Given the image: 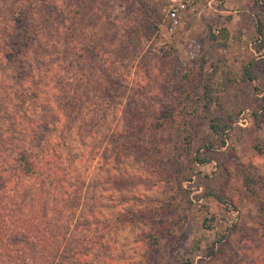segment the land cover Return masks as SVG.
Returning <instances> with one entry per match:
<instances>
[{
    "label": "rangeland",
    "instance_id": "obj_1",
    "mask_svg": "<svg viewBox=\"0 0 264 264\" xmlns=\"http://www.w3.org/2000/svg\"><path fill=\"white\" fill-rule=\"evenodd\" d=\"M256 1L198 0L171 31L165 8L173 0H45L28 58L37 68L44 63V97L60 106L63 122L70 118L63 107L72 100L68 78L87 106L72 130L56 133L54 166L69 169L71 183L82 187L93 238H104L77 263L250 261L249 249L264 236V48L256 26L264 2ZM7 25L0 19V87L10 90L13 71L1 51L17 32ZM250 61L258 79L242 83ZM228 115L235 122L221 139L213 119ZM86 118L102 122L84 134ZM247 177L257 180L255 192ZM220 235H228L223 245ZM208 245L215 256L204 252Z\"/></svg>",
    "mask_w": 264,
    "mask_h": 264
},
{
    "label": "trees",
    "instance_id": "obj_2",
    "mask_svg": "<svg viewBox=\"0 0 264 264\" xmlns=\"http://www.w3.org/2000/svg\"><path fill=\"white\" fill-rule=\"evenodd\" d=\"M260 1L264 2L258 0L256 3ZM42 6L45 7V0H0V19H5L7 26L11 25L10 32H17L15 39L11 36L12 40L1 51L3 62L9 65V71H13V80L10 90L0 87V109L5 101L8 107L7 115L0 119V264H80L77 259H85L89 255L90 243L102 246L104 239L101 237L96 241L93 238L90 221L82 212L85 198L82 187L77 188V185L71 183L69 169L60 172L54 166L59 141L55 140L56 133L60 128L63 131L72 130L87 106L81 98H77L76 90L71 87V77L67 79L66 85L69 87L66 91L70 93L73 103L69 100L63 106L65 116L67 114L70 117L65 122L59 115L60 106L49 103L47 97H44L41 78L45 65L37 62V68L28 58L29 51L38 43V19L43 11ZM2 7L9 9L7 16L2 12ZM17 22L20 27L16 31L14 24ZM256 26L260 50L264 48V16L258 17ZM62 29L69 32L68 27ZM147 37L142 35L139 41ZM211 37L214 42L224 45L221 36ZM5 69L0 70L3 73ZM239 79L247 84L256 82L258 73L253 61L243 67ZM0 82L4 84L2 79ZM206 88L209 94L210 85L207 84ZM101 122L100 119L95 122L86 118L79 130L85 134L88 129L100 126ZM213 122L211 130L222 139L229 136L227 131L232 129L235 121L232 115H228L215 117ZM161 124L163 126L166 123ZM42 128L46 133L38 139L37 134ZM86 135L84 137L82 134L80 140H85ZM121 135L122 129L116 133V137ZM69 157L70 154L67 155ZM197 160L203 164L208 161L203 158ZM256 183V179L247 177L246 184L253 185L254 192L257 190ZM71 186H76V189H71ZM209 195L220 203L225 202L213 191ZM260 202L258 205L264 217V202ZM208 222L213 221H204L206 229L211 230L213 227ZM224 236H219L218 245L227 242L228 235ZM261 237L263 239L256 238L259 239L258 246L249 249L252 256L247 264H264V236ZM197 244V248L203 252L202 244L201 247L199 242ZM205 250L208 256L216 255L212 245H208Z\"/></svg>",
    "mask_w": 264,
    "mask_h": 264
},
{
    "label": "built area",
    "instance_id": "obj_3",
    "mask_svg": "<svg viewBox=\"0 0 264 264\" xmlns=\"http://www.w3.org/2000/svg\"><path fill=\"white\" fill-rule=\"evenodd\" d=\"M196 1L198 0H173V2L165 8L171 31L181 26L185 15ZM216 32L219 33V30Z\"/></svg>",
    "mask_w": 264,
    "mask_h": 264
}]
</instances>
